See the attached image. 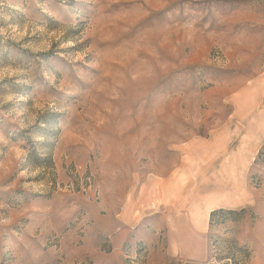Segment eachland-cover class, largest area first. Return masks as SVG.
I'll use <instances>...</instances> for the list:
<instances>
[{
	"label": "rangeland",
	"instance_id": "1",
	"mask_svg": "<svg viewBox=\"0 0 264 264\" xmlns=\"http://www.w3.org/2000/svg\"><path fill=\"white\" fill-rule=\"evenodd\" d=\"M196 143L241 201L172 232L152 175ZM119 212L127 241L108 246ZM106 251L264 264V0H0V264Z\"/></svg>",
	"mask_w": 264,
	"mask_h": 264
},
{
	"label": "crops",
	"instance_id": "2",
	"mask_svg": "<svg viewBox=\"0 0 264 264\" xmlns=\"http://www.w3.org/2000/svg\"><path fill=\"white\" fill-rule=\"evenodd\" d=\"M181 147L182 154L180 164L168 170L165 174L152 175L151 179L152 182L156 183L155 193H161L162 199H164L170 207L180 208L181 213L178 214L177 211L176 213L181 215L178 219L182 220V224L175 222V218L173 217L177 226L172 228V232H174V229H178L179 226H183V229L201 228L205 226L208 215L212 213V211L228 207V200L231 202L230 205L238 204L241 201L239 200L240 196L237 187L226 191V196H223V191H225L223 184L233 183L232 171H218L213 169L212 166H214L216 160L202 159L203 154L201 155L199 153V143L193 145L182 144ZM191 153L194 155V158L190 157ZM208 174L211 178L215 177V179H222L221 186L216 187V182L214 184V189L208 190V188H210ZM154 178L156 180H154ZM210 180L212 181V179ZM210 183L213 184V182ZM153 192L154 191H152V193ZM208 192L212 194L211 198L214 200L216 199L215 193H221L220 199L215 200V202L209 206L206 202ZM230 192L231 194L229 196ZM116 220L118 223L115 222ZM113 221L114 222L111 225H106V239H108V246H122L126 244L127 241L128 228L125 223L126 216L119 212L116 218H113ZM192 223L195 226H192ZM106 252V264H113L114 255H111L109 251Z\"/></svg>",
	"mask_w": 264,
	"mask_h": 264
},
{
	"label": "trees",
	"instance_id": "3",
	"mask_svg": "<svg viewBox=\"0 0 264 264\" xmlns=\"http://www.w3.org/2000/svg\"><path fill=\"white\" fill-rule=\"evenodd\" d=\"M213 215H214V212L211 213V218H212Z\"/></svg>",
	"mask_w": 264,
	"mask_h": 264
}]
</instances>
